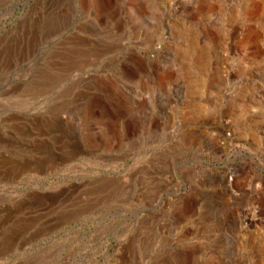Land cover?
Instances as JSON below:
<instances>
[{
	"label": "rangeland",
	"instance_id": "obj_1",
	"mask_svg": "<svg viewBox=\"0 0 264 264\" xmlns=\"http://www.w3.org/2000/svg\"><path fill=\"white\" fill-rule=\"evenodd\" d=\"M0 264H264V0H0Z\"/></svg>",
	"mask_w": 264,
	"mask_h": 264
},
{
	"label": "water",
	"instance_id": "obj_2",
	"mask_svg": "<svg viewBox=\"0 0 264 264\" xmlns=\"http://www.w3.org/2000/svg\"><path fill=\"white\" fill-rule=\"evenodd\" d=\"M18 7L17 4L15 5V8Z\"/></svg>",
	"mask_w": 264,
	"mask_h": 264
}]
</instances>
